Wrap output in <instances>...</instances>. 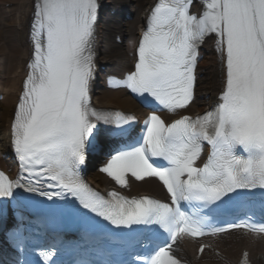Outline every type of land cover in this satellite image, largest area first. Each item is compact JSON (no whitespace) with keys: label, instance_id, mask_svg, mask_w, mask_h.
Wrapping results in <instances>:
<instances>
[{"label":"snow or ice","instance_id":"6c2138e0","mask_svg":"<svg viewBox=\"0 0 264 264\" xmlns=\"http://www.w3.org/2000/svg\"><path fill=\"white\" fill-rule=\"evenodd\" d=\"M97 8L96 0H45L42 6L46 44L37 45L39 76L29 78L14 125L21 161L41 146L79 155L96 127L87 109L93 64L85 53ZM208 9L193 30L186 0L156 7L128 87L166 109L185 107L193 97L195 41L216 32L227 60L226 91L216 113L247 112L264 121V0H211ZM18 186L0 177V197H11Z\"/></svg>","mask_w":264,"mask_h":264},{"label":"bare ground","instance_id":"6f19581e","mask_svg":"<svg viewBox=\"0 0 264 264\" xmlns=\"http://www.w3.org/2000/svg\"><path fill=\"white\" fill-rule=\"evenodd\" d=\"M41 0H0V166L11 175L17 173L16 151L13 146L14 125L20 112V103L26 92L29 78H33L35 42L32 27L35 12ZM112 11L117 9L126 18L104 16L94 30L89 50L98 56L101 67L125 70L133 61V50L144 29L146 20L157 0H102ZM121 35L123 44H115ZM205 47L198 64L200 73L196 99L188 113H203L217 100L227 80V60L224 48L210 51ZM210 47V48H209ZM87 106L103 111L115 108L133 109L138 105L123 91L111 92L96 79L89 84ZM88 178L103 190L115 184L100 171L94 170ZM129 195L152 194L162 196L163 189L155 180L136 182L130 180L121 188ZM208 250L196 259L197 242H184L180 253L193 264H238L243 253L248 252L254 264H264V239L242 231L212 237L207 240Z\"/></svg>","mask_w":264,"mask_h":264}]
</instances>
